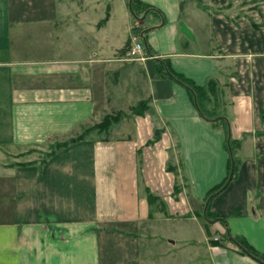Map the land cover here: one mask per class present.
<instances>
[{
  "label": "crops",
  "instance_id": "1",
  "mask_svg": "<svg viewBox=\"0 0 264 264\" xmlns=\"http://www.w3.org/2000/svg\"><path fill=\"white\" fill-rule=\"evenodd\" d=\"M261 113L264 0H0V264H259Z\"/></svg>",
  "mask_w": 264,
  "mask_h": 264
},
{
  "label": "trees",
  "instance_id": "2",
  "mask_svg": "<svg viewBox=\"0 0 264 264\" xmlns=\"http://www.w3.org/2000/svg\"><path fill=\"white\" fill-rule=\"evenodd\" d=\"M255 27V26H254ZM167 72V76L169 78H171L172 80L176 81L178 84L182 85L186 91L188 92L190 99L192 100L194 106L196 107L198 114H200L201 117H203L201 114L204 113L205 108H202V106L200 105V103H202L203 101H205L204 103L207 105L208 102H210L209 96H208V92L205 91L203 88H199L197 86H195L191 81L185 79L184 77H182L181 75L175 74L171 71H166ZM210 87V94H212V84H209ZM143 104L138 105V107L135 109L136 112L137 110L143 108ZM139 112V111H138ZM261 121L264 123V114L261 113ZM111 120V121H110ZM109 121V122H108ZM117 121V117H113L112 118H105V120H103V122L96 127V129L100 130V131H106L109 129V127L115 123ZM226 141H229V135L228 133H226ZM73 142V141H72ZM63 146V145H61ZM59 147V146H58ZM226 148L227 150H231L228 145L226 144ZM229 174L227 179L225 180L224 183H222V185L220 184V186H218L217 188H215L214 190H212L208 197L205 200L206 203V208L208 205V202L210 201L211 198H213L214 196H216L219 192L221 193V191L226 187V185L228 184V182L231 180L233 173L235 172V168L232 166V162L230 161L229 163ZM212 244L214 245H218L217 242H212ZM238 252L241 255L247 256L248 258L253 259L254 261H256L259 264H264V255H259L257 253L254 252V250H252L249 246L245 245L244 243L241 242H236L235 243Z\"/></svg>",
  "mask_w": 264,
  "mask_h": 264
},
{
  "label": "rangeland",
  "instance_id": "3",
  "mask_svg": "<svg viewBox=\"0 0 264 264\" xmlns=\"http://www.w3.org/2000/svg\"><path fill=\"white\" fill-rule=\"evenodd\" d=\"M246 8V7H245ZM222 9H227V7L226 6H222ZM131 43H132V41H131ZM134 43V42H133ZM132 45H134V44H132ZM205 101H203L202 103H200V105L202 106V108H205L206 107V104L204 103ZM112 118L113 119V117L112 116H107V117H105V118ZM105 118L103 119V120H105ZM103 120H102V122H103ZM111 121V120H110ZM101 122V123H102ZM109 122V121H108ZM100 123V124H101ZM99 124V125H100ZM98 125V126H99ZM97 127V126H96ZM227 145H228V147L230 148V149H232V148H243L242 147V140H232V139H230L229 138V141H227ZM44 151H46V149L44 148L43 149ZM228 151H231V150H228Z\"/></svg>",
  "mask_w": 264,
  "mask_h": 264
},
{
  "label": "built area",
  "instance_id": "4",
  "mask_svg": "<svg viewBox=\"0 0 264 264\" xmlns=\"http://www.w3.org/2000/svg\"><path fill=\"white\" fill-rule=\"evenodd\" d=\"M129 60L130 61H143L144 58H142L140 56V50H141V46L140 44L138 45V43H135L132 47H129ZM215 241H217L215 239Z\"/></svg>",
  "mask_w": 264,
  "mask_h": 264
}]
</instances>
